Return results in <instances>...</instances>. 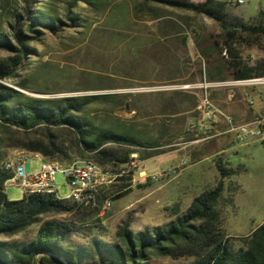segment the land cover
Segmentation results:
<instances>
[{"label": "rangeland", "instance_id": "obj_1", "mask_svg": "<svg viewBox=\"0 0 264 264\" xmlns=\"http://www.w3.org/2000/svg\"><path fill=\"white\" fill-rule=\"evenodd\" d=\"M67 2L0 0V32L8 35L20 27L34 37L28 41L32 53L12 66L11 76H0V82L33 97L115 93V102L97 100L88 104L85 116L101 128L140 142L106 145L130 152L129 163L116 166L125 168L129 178L103 188L98 206H105L103 198L108 197L109 209L98 207L97 213L83 222L75 218L80 229L76 240L113 241L118 225L124 221L133 232L166 222L175 203L179 211H184L194 196L216 183L219 174L215 160L219 158L233 171L222 181V196L230 200L223 206L221 229L232 247H238L242 238L264 221V130L258 138L240 143L233 139L234 133H222L223 122L208 138L195 127L202 96L196 85L206 75L199 73L205 64L193 41L210 33L218 37L221 30L217 22L202 14L154 3L141 7L140 0ZM44 5L53 8L58 19L55 27L36 24L37 32H32L28 25ZM258 8L264 11V0H242L236 12L247 23ZM232 10L227 6V11L235 15ZM242 35L248 41L236 39L232 44L237 56L248 66L259 68L254 76L264 75V38L253 40ZM221 46L226 44L222 41ZM13 55L0 49V63ZM18 83L27 87L22 89ZM210 96L235 123L264 119V85H225L211 89ZM54 132L67 145L69 132ZM0 137L1 162L16 149H24L31 171L37 170L42 156L25 149L21 130L13 127ZM29 137L36 140L41 133L33 131ZM54 184L57 197L68 195L64 173H55ZM4 193L9 200L23 196L12 180L5 182ZM49 216L69 218L67 214H52L41 219ZM38 225L34 222L24 231L1 239L28 242ZM154 262L166 264L168 259Z\"/></svg>", "mask_w": 264, "mask_h": 264}, {"label": "trees", "instance_id": "obj_2", "mask_svg": "<svg viewBox=\"0 0 264 264\" xmlns=\"http://www.w3.org/2000/svg\"><path fill=\"white\" fill-rule=\"evenodd\" d=\"M66 1L73 5L80 1L97 4V0ZM149 3L192 11L217 22L221 30L218 37L210 33L193 41L205 64L199 73H204L208 80L247 79L259 69L240 60L232 44L236 39L248 41L243 33L253 40L264 38V12L259 11L246 23L227 11L228 1L140 0L141 7ZM55 20L58 19L53 8L44 5L36 11L28 27L32 32H37L36 24H46L53 29ZM31 38L34 37L20 27L8 35L0 32V49L15 53L0 63L1 77L11 76L12 66L32 53L28 43ZM222 41L226 44L227 58L221 55ZM18 85L22 89L27 87L24 83ZM97 100L115 102V93L33 97L0 82V136L15 127L24 134L25 149L44 159L62 163L75 159L93 160L112 173L120 172L121 168L116 166L129 163L130 152L106 145L129 146L140 142L101 128L88 119L84 114L85 107ZM59 129L69 132L67 145L54 132ZM33 131H40L41 138L31 140L29 136ZM3 163L0 161V264H155L156 259H168L166 264H264V221L243 237L235 248L221 229L223 206L230 200L222 196V181L233 171L219 158L215 160L219 174L216 183L194 196L184 211H179L175 203L171 207L172 217L162 224L133 232L128 221H124L118 225L113 241L92 238L83 243L76 240L80 229L75 218L83 222L96 214L98 207H86L41 192L9 200L4 193V184L12 173L4 168ZM126 178L129 174L124 173L117 179ZM101 194L102 190L98 198L102 197ZM52 214H67L69 218L49 216L41 219L43 215ZM37 221L38 229L32 240L12 243L1 239L20 233Z\"/></svg>", "mask_w": 264, "mask_h": 264}, {"label": "built area", "instance_id": "obj_3", "mask_svg": "<svg viewBox=\"0 0 264 264\" xmlns=\"http://www.w3.org/2000/svg\"><path fill=\"white\" fill-rule=\"evenodd\" d=\"M236 4L242 3V0H227ZM221 55L228 57L226 47L221 46ZM264 85V75H255L247 79L240 80H208L203 76L196 87L201 89L202 96L197 111L199 117L195 121L197 130L207 133L203 138L212 136L213 123L215 119L223 115L228 125L227 132L234 133V139L243 143L258 138L264 130V119L256 118L252 121L235 123L229 115L223 112L213 104L210 90L225 85ZM253 103V100H250ZM37 155V154H36ZM4 168L11 171V178L23 194L41 192L56 195L54 184V175L56 172L64 173L69 185V193L62 200L74 201L80 205L90 207L97 206L101 209H109L111 206L110 198L105 199V206H98L100 191L104 187L119 181L117 178L125 173L124 169L120 172L112 173L108 169H99L94 165L93 160L75 159L69 163H62L54 160H47L41 157V162L35 171H31L27 152L24 149H16L11 157L5 159ZM141 174V173H140Z\"/></svg>", "mask_w": 264, "mask_h": 264}, {"label": "crops", "instance_id": "obj_4", "mask_svg": "<svg viewBox=\"0 0 264 264\" xmlns=\"http://www.w3.org/2000/svg\"><path fill=\"white\" fill-rule=\"evenodd\" d=\"M222 1H227V0H222ZM229 6H231L232 8H233V13L236 15V16H238L239 18H241L242 19V21H244L243 20V18H242V14L240 15L239 13H237L236 12V7H237V4L235 3H233V4H230ZM259 11H262V9L261 8H258L257 9V14H258V12ZM262 12H264V11H262ZM256 14V15H257ZM220 122H223V124H225L224 126H225V129L222 131V133L224 132V133H229V134H231V132H227L226 130H227V128H228V125H227V123H226V120H225V118H224V116L223 115H220V116H218L216 119H215V121H214V123H213V130L215 129L216 130V128L219 126V124H220ZM233 139H234V135H233ZM228 140V139H227ZM235 140V139H234Z\"/></svg>", "mask_w": 264, "mask_h": 264}, {"label": "bare ground", "instance_id": "obj_5", "mask_svg": "<svg viewBox=\"0 0 264 264\" xmlns=\"http://www.w3.org/2000/svg\"><path fill=\"white\" fill-rule=\"evenodd\" d=\"M94 165H96V163L94 162ZM98 167V166H97Z\"/></svg>", "mask_w": 264, "mask_h": 264}]
</instances>
